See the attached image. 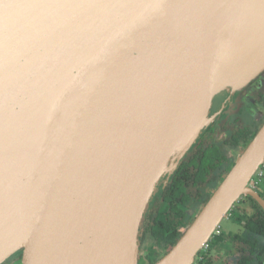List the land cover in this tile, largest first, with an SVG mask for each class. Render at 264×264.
Returning a JSON list of instances; mask_svg holds the SVG:
<instances>
[{
    "label": "water",
    "instance_id": "water-1",
    "mask_svg": "<svg viewBox=\"0 0 264 264\" xmlns=\"http://www.w3.org/2000/svg\"><path fill=\"white\" fill-rule=\"evenodd\" d=\"M204 47L214 95L185 135ZM263 70L264 0H0V191L12 143L50 122L21 198L0 210V264H138L162 180ZM263 161L264 121L152 264L195 263L241 196L264 211L249 184Z\"/></svg>",
    "mask_w": 264,
    "mask_h": 264
},
{
    "label": "flooded vegetation",
    "instance_id": "flooded-vegetation-1",
    "mask_svg": "<svg viewBox=\"0 0 264 264\" xmlns=\"http://www.w3.org/2000/svg\"><path fill=\"white\" fill-rule=\"evenodd\" d=\"M263 121L264 70L260 77L251 79L235 97L233 96L227 101L223 110L208 126L199 140L192 144L189 149L185 157L188 162L195 159L199 153H202L207 145H210L209 149L211 147L214 148L216 158H214L209 165L210 173L206 174V179H211V185L199 183L197 188H189L191 197L189 201L190 205L187 208H190V210L187 211L186 219H193L197 209L200 207L199 203L201 199L206 196V201L209 199L210 191L217 186L220 179L226 175L232 167L236 153L245 147L251 136L258 130ZM181 164L182 162L176 171H178ZM198 164L199 161L197 160L196 164L192 163L189 166V169L198 171ZM176 171H174V173ZM174 173L170 177L162 180L150 203L149 210H154L158 206L161 197L160 195L174 177ZM261 182L262 183L259 184L258 188L254 189L264 198V175ZM260 188H262V191L259 190ZM255 204L257 207L253 205L246 196H241L233 204L225 218H233L237 223V229L233 234L229 232L225 238H222L221 241L223 244L219 246V249L211 252L210 255L206 254L205 256H201V259L199 260L200 264H239V261L243 257L251 258V261L249 262L250 264H257V260L261 261V264H264V253L260 254V256H256V254L251 253L249 250L251 244L254 243L258 245V247H264V240L262 237L255 234L254 231L245 226L246 219L256 220L260 215L259 210L262 209L256 202ZM259 218H261V215ZM141 229L142 225L140 223L139 243ZM221 233L220 229L218 235L222 236ZM143 240L144 246L141 247L139 245L140 252L143 249L148 252L153 251V254L150 257V261L145 258L146 253L143 255L139 254L138 264H141L142 259H144L147 264H152L162 255L161 253L164 250L156 246V244L147 239L146 236H144ZM211 249H213V247L210 245L208 250ZM157 250H160L161 252H158ZM217 254H220V256ZM14 255L18 256V260L20 259L19 253H15L12 256ZM216 255L218 256L216 261L212 262V259L208 261L211 256ZM8 259L2 264H12L8 262Z\"/></svg>",
    "mask_w": 264,
    "mask_h": 264
},
{
    "label": "trees",
    "instance_id": "trees-1",
    "mask_svg": "<svg viewBox=\"0 0 264 264\" xmlns=\"http://www.w3.org/2000/svg\"><path fill=\"white\" fill-rule=\"evenodd\" d=\"M209 147L210 145H207L205 150H203L202 153H199L197 157L190 162L184 158L185 160L182 161L180 168L174 173V177L160 195L161 197L158 206L154 210H149L150 204L147 206L141 220L142 231L139 243L141 247L144 246L143 239L144 236H146L147 239L155 243L160 249H163L164 251L168 250L172 245H174L184 229L193 220L186 219L188 213L187 211L190 210V208H187L190 205L189 201L191 197L189 188H197L199 183L211 185V179H206V174L210 173L209 165L214 158H216V155L214 148L211 147L209 149ZM197 160L199 161V164L197 165L199 170H190L189 166L192 163L196 164ZM206 199L207 196L200 200V207L197 209V212L205 204ZM248 199L257 207L255 202L250 197H248ZM259 211L261 218H259V215L256 220L246 219L245 226L254 231L255 234L262 237L264 240V212L262 210ZM208 246H210V243ZM250 247V252L256 254V256H260V254L264 253L263 246L258 247V245L254 243L251 244ZM145 253V258L150 261L153 251H145ZM206 254L208 253L200 251L198 257L205 256ZM210 259L211 258H209L208 261H210ZM250 261L251 258L243 257L239 261V264H250ZM256 263L261 264V261L257 260Z\"/></svg>",
    "mask_w": 264,
    "mask_h": 264
},
{
    "label": "bare ground",
    "instance_id": "bare-ground-1",
    "mask_svg": "<svg viewBox=\"0 0 264 264\" xmlns=\"http://www.w3.org/2000/svg\"><path fill=\"white\" fill-rule=\"evenodd\" d=\"M200 44H206L205 37L201 39ZM206 51V47L202 48L195 59L190 60V63L195 66V70L190 73L192 80L190 82H192L191 86L193 85L194 91L186 98L185 106L181 101L178 104L180 108L184 106V110L188 113L187 116L183 115L182 119V126L187 128L185 135L191 133L197 126L205 111L209 109L214 95L212 87L207 85L206 81L209 77ZM186 83L187 81L183 82L184 87L189 86V83ZM178 112L177 115L180 114V111ZM49 127V121L40 120L33 124L25 135H21L17 142L12 143L11 148L14 144H17V146H21V149L13 159L4 160L7 172L0 191V210L5 209L7 205H12V200L16 202L21 198V190L26 187L30 176H32L33 161L40 150L41 144L48 135ZM177 154L178 152H175L174 157ZM0 168L2 169L3 167L0 165ZM3 196H8V198L3 199Z\"/></svg>",
    "mask_w": 264,
    "mask_h": 264
},
{
    "label": "rangeland",
    "instance_id": "rangeland-1",
    "mask_svg": "<svg viewBox=\"0 0 264 264\" xmlns=\"http://www.w3.org/2000/svg\"><path fill=\"white\" fill-rule=\"evenodd\" d=\"M257 173V172H256ZM256 175V174H255ZM263 179V177L261 178V180ZM262 188H260L259 190H261ZM262 191V190H261ZM235 211V210H234ZM219 228L221 229V235L222 236H214L213 238H211V240L209 241L210 245L213 247V249L207 251L202 249L203 252H207V255H210L211 252L216 251L217 249H219V246L223 244V242L221 241L222 238H225L226 235L231 232V234H233V232L237 229V223L233 220V218H223V220L221 221ZM209 248V247H208ZM158 252H161L160 250H157ZM163 253V252H162ZM161 253V254H162ZM139 254H145V251L142 250L141 252H139ZM20 255V254H19ZM218 256H220V254H217ZM211 256L212 262L216 261L218 256ZM20 260V259H19ZM19 260H18V256L14 255L12 257H10L8 259V262L12 263V264H19ZM221 261V260H220ZM141 264H147L145 262L144 259L141 260ZM193 264H200L199 261H196Z\"/></svg>",
    "mask_w": 264,
    "mask_h": 264
},
{
    "label": "built area",
    "instance_id": "built-area-1",
    "mask_svg": "<svg viewBox=\"0 0 264 264\" xmlns=\"http://www.w3.org/2000/svg\"><path fill=\"white\" fill-rule=\"evenodd\" d=\"M256 175H254V177L250 180L249 184L251 187L253 188H257L261 182V178L263 177L264 175V161L263 163L261 164V166L258 168L257 170V173H255ZM220 233V228L219 226H217V228L215 229V231L213 232L211 238H213L214 236H217L218 234ZM211 238L208 240L207 243H205L203 246H202V249L204 250H207L208 249V245H209V241L211 240ZM201 249V251H202ZM201 259V256L198 257V261Z\"/></svg>",
    "mask_w": 264,
    "mask_h": 264
}]
</instances>
